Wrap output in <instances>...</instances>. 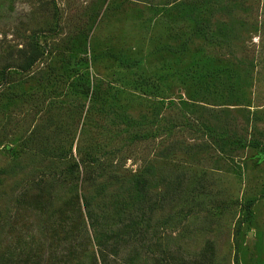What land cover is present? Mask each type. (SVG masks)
Segmentation results:
<instances>
[{"label": "rangeland", "instance_id": "rangeland-1", "mask_svg": "<svg viewBox=\"0 0 264 264\" xmlns=\"http://www.w3.org/2000/svg\"><path fill=\"white\" fill-rule=\"evenodd\" d=\"M35 41L48 51L27 69ZM58 50L87 68H58L62 77L43 83ZM2 69L25 95L0 108V164L12 144L39 152L32 164L19 154L34 178L81 158L95 160L81 175L154 167L157 217L172 215L162 248L195 264L216 253L227 264H264V0H0ZM80 72L101 100L82 90ZM6 190L0 253L18 243L13 223L40 241L39 264L53 255L56 264H94L95 243L77 231L51 236L46 214H16Z\"/></svg>", "mask_w": 264, "mask_h": 264}, {"label": "trees", "instance_id": "trees-1", "mask_svg": "<svg viewBox=\"0 0 264 264\" xmlns=\"http://www.w3.org/2000/svg\"><path fill=\"white\" fill-rule=\"evenodd\" d=\"M53 28V31L57 32L56 22ZM46 51V45L35 41L24 67L31 68L45 53L47 54ZM56 55L60 57L58 63L48 66L47 73L40 76L41 82L48 81L47 74L54 79L57 76L62 77L61 73L56 71L58 68L65 67L75 71L82 67V70L87 68L84 59L75 61L74 56L62 54L59 50ZM191 68L192 65L184 66L181 73L191 75ZM80 73L79 77L84 85L82 90L90 93L95 101L101 100L98 97V89H90L87 78L83 72ZM24 95L21 84L14 83L6 70L2 69L0 108L7 110V103H15ZM38 129L43 130L42 127ZM40 137L43 140V133ZM5 147L11 150L12 156L0 164V185L14 194L12 205L17 210L16 214L24 215L28 208L37 209L41 215L46 214L45 222L53 229L51 236H66L72 231H77L79 235L84 234L86 241L95 243L98 248V258L95 251L91 256L94 264H145V261H140L142 252L154 254L152 264H195L187 261L188 258L180 253H171L169 247L162 248L159 242V234L171 223L172 215L161 219L157 217L164 206L161 194L151 189L157 184L155 180L158 173L154 167H147L140 174L129 177L108 172L101 167L81 175L80 166L86 162H95L81 158L73 160L52 177L47 178L46 175L40 174L38 178H34L22 171L19 154H24V159L30 160L32 164L37 160L39 152L26 149V145L16 147L7 144ZM22 172L25 175L21 176ZM15 226L12 223L9 232H19L18 243L7 244L5 250L0 253V264H39L42 251L35 252V249L40 246V241L30 227L21 230L22 227ZM88 226L92 234L87 229ZM121 245L124 246L123 249H120ZM124 250L127 251L126 254H122ZM179 250L180 247L177 246L176 252ZM53 257L57 256H49L48 261L51 260L48 264H56L52 261ZM210 261L211 264H227L225 257L219 253L214 254Z\"/></svg>", "mask_w": 264, "mask_h": 264}]
</instances>
